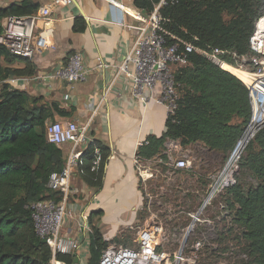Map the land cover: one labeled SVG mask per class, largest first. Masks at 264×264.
Returning <instances> with one entry per match:
<instances>
[{
    "label": "trees",
    "instance_id": "16d2710c",
    "mask_svg": "<svg viewBox=\"0 0 264 264\" xmlns=\"http://www.w3.org/2000/svg\"><path fill=\"white\" fill-rule=\"evenodd\" d=\"M158 1L135 0L134 5L149 13ZM39 7L38 0H20L0 7V34L3 19L30 16ZM160 11L164 28L174 36L168 37L169 44L182 40L206 51L221 48L247 56L250 36L264 15V0H169ZM180 50H184L182 45ZM187 58L186 66L175 68L180 94L175 113L167 116L162 136H149L148 143L139 147L142 158L159 154L167 139L179 140L184 147L199 142L225 157L242 140L251 115L244 82L195 51L187 53ZM226 58L236 65L234 59ZM35 73L36 66L28 58L14 55L0 45V82ZM55 112L71 114L9 83L4 82L0 88V264L51 263V248L36 233L30 206L58 199V193L47 187L51 174L61 172L67 163L59 145L47 138L46 122L54 118ZM109 155V147L98 139L82 151L77 170L86 184L102 188ZM238 155L240 159L234 158L239 159L244 178L255 182L247 184L244 178H236L224 189L222 196L229 212L226 233L234 236L247 253L248 260L242 264H264V128ZM94 216L97 214L89 216L88 264H100L109 245L130 246L132 238L128 230L106 240ZM57 258L73 262L71 255L58 254Z\"/></svg>",
    "mask_w": 264,
    "mask_h": 264
},
{
    "label": "built area",
    "instance_id": "2783aa9c",
    "mask_svg": "<svg viewBox=\"0 0 264 264\" xmlns=\"http://www.w3.org/2000/svg\"><path fill=\"white\" fill-rule=\"evenodd\" d=\"M168 1L159 0L147 14L143 25L139 27L140 35L124 60L116 67L117 73L130 80L136 96H141L142 89L146 87L148 97L155 96L165 106L169 116L175 113L180 98L175 82V68L188 64L187 53L195 51L224 70H227L226 66H230L243 71L245 78H239L248 89L251 109L243 136L249 137L250 141L264 128V15L257 20L250 36V54L238 56L221 48L202 50L182 40L169 44L168 37L174 36L164 28L160 11ZM72 2L73 0H51L38 13L7 18L0 34V45L6 46L14 55L33 59L47 42L45 37L35 31L38 20L50 19L53 7H65ZM180 45L184 47L183 51L180 50ZM227 56L234 59L236 65L228 62ZM98 66L106 65L101 63ZM88 72L82 64L80 53L74 52L66 65L44 77L77 83L85 81ZM46 132L48 141L59 146L66 143L78 146L86 140L85 126H80L73 120L53 121L47 125ZM99 152V149L95 150L96 154ZM80 155L81 152H71L63 170L51 174L47 187L58 193V199L37 201L30 206L35 231L51 248L50 264H68L59 260L58 254L73 256L81 248L78 240L61 231L67 215L71 178ZM194 155L191 148H185L179 140L172 139H167L162 151L151 158L136 155L134 162L143 189L144 204L141 207L142 214L134 226L135 246L109 245L102 253L100 264H205L203 258L207 256L215 253L224 255L215 252L213 245L207 241L205 232L199 228L208 223L201 218L202 208L192 213L180 204L187 199L191 187L195 185L192 182L189 187L185 186L187 172L190 171L189 159H203L201 156L195 158ZM194 177L196 180L199 178ZM178 180L182 181L178 184ZM235 182L232 179L231 184ZM228 186L229 184L224 188ZM183 219L187 220L186 227L181 230L173 227L177 221L180 225ZM213 264L222 262L217 260Z\"/></svg>",
    "mask_w": 264,
    "mask_h": 264
},
{
    "label": "crops",
    "instance_id": "0c3cea01",
    "mask_svg": "<svg viewBox=\"0 0 264 264\" xmlns=\"http://www.w3.org/2000/svg\"><path fill=\"white\" fill-rule=\"evenodd\" d=\"M16 1L20 0H0V7ZM38 1L40 7L35 13L51 0ZM134 1L73 0L68 6L53 7L50 19L38 20L35 28L47 41L46 46L29 59L36 66V73L4 81L32 97H42L50 106L54 104L71 112L67 116L55 112L47 125L53 121L73 120L85 126L83 143L59 146L66 160L73 151L82 153L94 139L110 149L101 189L82 180L78 163L71 178L67 215L61 231L81 245L79 252L72 256V264H85L81 259L86 253L88 259L90 257V215L97 214L93 221L106 240L124 231H135L134 226L142 214L144 194L134 159L139 147L148 143L149 136L160 137L166 129L165 106L155 96L148 97L146 87L141 96H136L130 80L116 70L140 35L139 27L148 14L136 7ZM74 52L80 53L83 66L89 71L85 81L68 83L44 77L66 65ZM101 63L106 66L99 67ZM4 82H0V88ZM202 146L197 142L185 148L201 155L202 149L209 150Z\"/></svg>",
    "mask_w": 264,
    "mask_h": 264
},
{
    "label": "rangeland",
    "instance_id": "374dc122",
    "mask_svg": "<svg viewBox=\"0 0 264 264\" xmlns=\"http://www.w3.org/2000/svg\"><path fill=\"white\" fill-rule=\"evenodd\" d=\"M203 147L204 146H202V148ZM232 153L233 150L227 157H225L223 154H219L216 152L213 153L209 150L207 151L202 149L201 155H199L198 153L194 155L195 158H198L200 156L203 157L201 161H198V159H189L188 162L190 171L187 172L188 176L186 178L185 186L189 187L188 185H192V182L195 185L191 187V190L187 195V199L180 204L187 211H190L192 213H196L202 208L201 218L207 220L208 223H205L204 226L200 225L199 228L203 229L202 231L205 232L207 241L213 245L212 248L215 249V252H221L224 254L223 256H219L218 253L214 252L215 254H213V256L203 258L205 264H213L217 260L221 261L222 264H242L244 263V261L248 260L247 253L243 250L242 245L237 242L236 238H233L234 236L230 237L226 233L228 226L225 218L228 216L227 214L229 212L222 196V194L225 192L224 189L226 187L221 188L216 193V195L203 206L208 191L211 185L216 180L217 175L223 168L226 170L225 165L229 166L228 162L230 160V157L232 156ZM240 156L237 155V157ZM239 159H236L233 167L229 168L230 171H226L225 173L226 176L230 177L231 181L232 179L237 181L236 178H244L243 169L239 164ZM194 176H198L199 178H197L196 180V177ZM193 177L194 180H192ZM244 179L245 183L247 184L255 182V180L250 177H246ZM181 181L178 180V184ZM231 181L228 183L229 186L231 185ZM186 223L187 220L183 219L180 225L177 221V223H175L173 227L181 230L186 227ZM234 233L236 235L237 231H235ZM131 235L132 238L129 247H134L136 231H133ZM114 244L121 243H113L112 245ZM88 256L89 254L86 253L81 259L85 264H87Z\"/></svg>",
    "mask_w": 264,
    "mask_h": 264
},
{
    "label": "bare ground",
    "instance_id": "6f19581e",
    "mask_svg": "<svg viewBox=\"0 0 264 264\" xmlns=\"http://www.w3.org/2000/svg\"><path fill=\"white\" fill-rule=\"evenodd\" d=\"M225 69H227L228 71H230L231 73H233L234 75H236L237 77H240V78H245V73L239 69H236V68H232L230 66H226ZM235 71V73L233 72ZM249 137L247 136H243L241 137L240 139H242L241 141H239L237 143V145L234 147L233 149V153H232V156L230 157V160L228 162L229 166L225 165V168L226 170L223 168L219 174L217 175V178L216 180L214 181V183L211 185L209 191H208V194L204 200V205L209 202V200H211L215 195L216 193L221 189L223 188L224 186H227L228 183L231 181L230 177L229 176H226L225 173L226 171H230L229 168H232L233 165H234V162H235V156H237L241 149L244 148L245 146H243L244 144L247 143V140H248ZM234 156V157H233Z\"/></svg>",
    "mask_w": 264,
    "mask_h": 264
},
{
    "label": "water",
    "instance_id": "95a60500",
    "mask_svg": "<svg viewBox=\"0 0 264 264\" xmlns=\"http://www.w3.org/2000/svg\"><path fill=\"white\" fill-rule=\"evenodd\" d=\"M242 136H243V135H242ZM248 142H249V139L247 140V143H246V145L248 144ZM246 145H245V147H246ZM245 147H244V148H245ZM242 152H243V151H242Z\"/></svg>",
    "mask_w": 264,
    "mask_h": 264
}]
</instances>
